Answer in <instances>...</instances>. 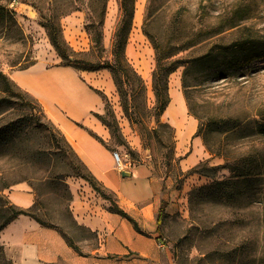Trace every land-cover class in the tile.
Wrapping results in <instances>:
<instances>
[{
	"label": "rangeland",
	"instance_id": "obj_1",
	"mask_svg": "<svg viewBox=\"0 0 264 264\" xmlns=\"http://www.w3.org/2000/svg\"><path fill=\"white\" fill-rule=\"evenodd\" d=\"M88 1L0 0L6 14L0 22V70L13 84L11 91L0 89V233L11 214L7 190L27 183L36 194L37 212L49 213L43 216L45 223L76 247L78 251L71 248L77 255L97 257L101 264H250L246 199L241 201L245 217L236 226L232 204L220 192L196 194L194 190L231 178L235 158L256 153L264 160V57L233 66L252 54H264V0H135L126 54L146 84V95L136 99L141 109L137 117L145 119L151 130L157 129L151 135L125 116L111 73L64 65L43 27L45 18L40 11L45 16H59L63 39L74 51L88 52L87 15L82 8L75 10ZM119 13L120 0H107L106 50ZM153 40L171 55L165 63L173 62L176 67L168 77L170 100L174 90L182 93L199 121L197 135L203 138L205 157L190 167L177 154L176 129L166 117L161 118L162 126L154 121ZM35 68L39 73L68 71L89 93L93 104L80 120L62 109L52 93L39 95L31 83L30 87L20 83L18 77ZM109 111L113 116L107 115V120L119 129L115 136L104 125L98 132L89 128L96 115L105 116ZM59 117L88 130L107 149L106 158L118 176L119 187L111 189L100 183L102 194H98L107 210L121 208L139 225L137 231L123 217V236L112 242L110 230L100 253L96 252L97 233L80 224L73 212L71 218H63L70 197L68 180L76 178L70 173L77 159L76 151L62 138L71 145ZM49 123L61 133L56 138L47 131ZM115 152L131 166L120 170ZM53 171L69 176L65 182L55 181L48 178ZM123 171L132 175L123 177ZM0 264H14L1 242Z\"/></svg>",
	"mask_w": 264,
	"mask_h": 264
},
{
	"label": "trees",
	"instance_id": "obj_2",
	"mask_svg": "<svg viewBox=\"0 0 264 264\" xmlns=\"http://www.w3.org/2000/svg\"><path fill=\"white\" fill-rule=\"evenodd\" d=\"M81 8L85 10L87 15L85 28L91 41V49L88 52L74 51L65 39H63L59 16H45L44 13L40 11L42 17L45 18V21L42 23L43 27L45 28L52 45L55 47L59 57L61 58L62 63L64 65H71L79 70L95 71L107 69L112 75L123 105L122 108L125 116L130 122H139L143 125L147 134L151 135L152 133L157 132V129L151 130L149 126H146L145 119L137 117L138 113L141 112V109L136 104V99L143 95L145 96L147 88L142 76L134 68L126 54V48L133 26L135 0H120V13L114 27L109 50H106L103 45V25L105 22L107 0H89L88 3L77 5L75 10ZM5 16L6 14L4 8L0 6V22L5 21ZM153 43L156 50V69L153 72V90L156 96V105L153 108L156 112L154 121L158 125L162 126L163 123L161 118L171 101L168 96V77L175 71L176 67L173 62L165 63V60L171 57V55L164 53L162 44L154 40ZM263 57L264 54H252L240 63L238 62L233 64V66H244L255 59ZM0 79L4 83V87L0 89L4 92L11 91L13 84L7 74L1 70ZM110 114L113 116L109 111L105 116L96 115V117L104 126L109 128L111 134L115 136L116 132H119V129L107 120V115ZM46 127L52 138H56L58 134H61L55 129L52 123L47 124ZM62 138L68 147L75 152L66 137L62 135ZM75 154L77 163H75L71 168L70 176L87 181L97 193L102 194L100 182L90 171L88 166L79 158L78 154L76 152ZM263 157L264 153L262 158ZM233 164L234 165L231 167V171L233 173L231 178L223 181H217L210 186L195 189L194 193L197 194L205 191L209 194H215L216 191L220 192L222 196H224L226 200L232 204V208L234 209L233 224L236 226L242 221V217H245L242 213L244 208L247 207L250 209L249 214L246 216L250 218L249 223L251 225L250 233L246 237L248 241L246 246L247 255L249 257L248 261L250 264H264V160L262 159L261 161L258 159L255 153L245 159L235 158ZM68 176V174L61 172L54 173L53 171L51 176L49 175L48 178L55 181L65 182V177ZM44 178L47 177H41L40 179ZM65 186L68 187L67 184ZM243 198L246 199L245 207L241 205ZM72 199L73 196L70 190V197L68 199L69 204L65 208L63 218L72 217V211L70 208ZM190 202L191 204H194L192 199ZM165 203V201L162 202L160 213L157 217V224L159 226L163 220ZM37 205L38 203L36 201L34 205L28 209H21L11 205L9 208L11 214L2 226L1 231L20 215L29 216L41 225L53 228L52 226L47 225L44 220V217H48L49 213L45 212L44 215H40L37 212ZM113 212L127 218L133 223L136 230L140 231L138 222L128 215L123 209L117 207V209ZM69 246L78 251V249L71 243H69ZM238 249L239 246L237 245L236 253L238 252Z\"/></svg>",
	"mask_w": 264,
	"mask_h": 264
},
{
	"label": "crops",
	"instance_id": "obj_3",
	"mask_svg": "<svg viewBox=\"0 0 264 264\" xmlns=\"http://www.w3.org/2000/svg\"><path fill=\"white\" fill-rule=\"evenodd\" d=\"M174 95H171V101L163 117H166L176 129L177 154L184 156L185 166L190 167L205 157L203 138L197 135L199 121L190 113L183 94L177 91ZM89 108L90 106L85 108L82 114L73 117L74 120H80ZM59 121L64 130L69 128L72 132L75 141L72 143L68 140L97 180L108 188L117 189L119 179L106 158L107 149L88 130L72 125L61 117ZM102 126L98 118L89 122V128L96 132L101 131ZM68 184L73 196L71 202L73 214L80 224L90 228L99 237V248L96 252H102L110 230L114 233L112 242L117 243L118 236H123L124 218L107 210L102 198L85 180L71 178ZM7 196L11 205L21 209L32 207L36 201V194L27 183H19L11 187L7 190ZM145 230L152 229L145 228ZM0 242L14 264H101L102 262L94 256L85 258L77 255L58 230L43 226L25 215H20L1 231Z\"/></svg>",
	"mask_w": 264,
	"mask_h": 264
},
{
	"label": "bare ground",
	"instance_id": "obj_4",
	"mask_svg": "<svg viewBox=\"0 0 264 264\" xmlns=\"http://www.w3.org/2000/svg\"><path fill=\"white\" fill-rule=\"evenodd\" d=\"M18 79L24 86H29L30 83L35 86L37 90L35 92L39 95L46 92L52 93L54 101L72 117L82 114L85 108L93 104V98L73 81V76L68 71L39 73V69L35 68L31 74H24ZM177 85L178 82H174L173 86L176 87ZM176 91L174 90L171 95L173 96ZM65 130L68 139L74 143L75 138L70 129L65 128Z\"/></svg>",
	"mask_w": 264,
	"mask_h": 264
},
{
	"label": "built area",
	"instance_id": "obj_5",
	"mask_svg": "<svg viewBox=\"0 0 264 264\" xmlns=\"http://www.w3.org/2000/svg\"><path fill=\"white\" fill-rule=\"evenodd\" d=\"M114 160L117 163L118 167L121 169H127L128 167L131 166V162L125 160L124 158L121 157V155L118 152H115L113 154Z\"/></svg>",
	"mask_w": 264,
	"mask_h": 264
},
{
	"label": "water",
	"instance_id": "obj_6",
	"mask_svg": "<svg viewBox=\"0 0 264 264\" xmlns=\"http://www.w3.org/2000/svg\"><path fill=\"white\" fill-rule=\"evenodd\" d=\"M131 175H132L131 172H127V171H123V172H122V176H123V177L131 176Z\"/></svg>",
	"mask_w": 264,
	"mask_h": 264
}]
</instances>
